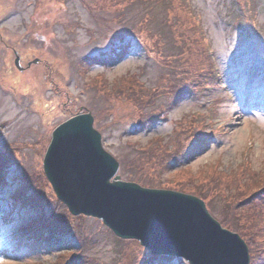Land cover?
I'll return each instance as SVG.
<instances>
[{
  "label": "rangeland",
  "instance_id": "obj_1",
  "mask_svg": "<svg viewBox=\"0 0 264 264\" xmlns=\"http://www.w3.org/2000/svg\"><path fill=\"white\" fill-rule=\"evenodd\" d=\"M173 1L156 0L152 9L145 12L149 0H0L5 39H8L6 34L17 37L23 21L27 20L30 25H26V30L32 32L25 45L22 43L25 61L39 56L37 65L22 75L10 67L14 57L0 45V161L16 164L10 172V182L0 188V264H58L60 252L78 251L79 243L73 234L55 235L57 240L46 239L41 245L29 244L24 237L13 240L23 235L19 234L21 228L34 225L43 213L66 214L68 217L63 221L73 228L76 225L77 233L83 226L89 232L85 257L78 264H142L146 252L150 254L139 241L127 243L103 223L72 215L66 205H58L44 172L43 157L54 127L80 106L95 109L104 146L122 161H133L144 151H149L145 159L159 158L156 167L151 163L143 165L146 182L187 179L189 184L204 191L213 215L222 222L228 219L230 196L219 195L223 191L215 188L218 193L211 185L205 190L203 186L210 172L215 171L213 168L218 167L225 179L227 173L236 175L247 158L253 169L264 171V76L249 67L254 54L264 57V39H258L256 34L257 28L262 30L264 26V0H243V9L235 0H177L181 5L191 6L198 15L215 53L220 87L200 100L185 96L167 122H159L150 131L136 130L139 118L156 105L148 103L147 97L135 88L111 94L116 80L118 83L142 80L153 87L165 79L160 59L170 50V43L157 41V32L163 35V20L171 25L176 37L184 29L181 19L175 17L176 10L168 7ZM148 18L152 19L138 25V29H130L137 34L129 42L132 50L116 66L107 69L94 66L86 70L89 62L82 59L78 64L84 55L92 57L110 46L127 42L125 21L134 24ZM246 28L250 31L241 40L242 29ZM237 44H243L239 51L235 50ZM44 60L52 66L46 78L48 69L45 70ZM216 96L223 97L216 105L219 110L216 120H223L220 137L217 135L208 150L185 167L170 169L178 139L193 134L175 133L177 120L186 114L189 120V113L194 110H206ZM161 97L164 101V95ZM162 162L166 168L160 167ZM23 186H30L32 196L47 200L50 206L42 210L13 201L12 194ZM260 188L264 189V184ZM251 193L252 189L248 188L241 195L246 198ZM239 206H242L241 216L254 229L257 204L245 201ZM58 207L60 210H56ZM237 226L242 235L251 231L246 222L237 221ZM261 237L264 244V231ZM178 262L174 260L173 264H182Z\"/></svg>",
  "mask_w": 264,
  "mask_h": 264
},
{
  "label": "water",
  "instance_id": "obj_2",
  "mask_svg": "<svg viewBox=\"0 0 264 264\" xmlns=\"http://www.w3.org/2000/svg\"><path fill=\"white\" fill-rule=\"evenodd\" d=\"M44 168L74 214L102 218L118 235L138 238L154 255H179L191 264H249L245 241L223 228L202 199L116 175L119 162L104 149L89 112L55 128Z\"/></svg>",
  "mask_w": 264,
  "mask_h": 264
},
{
  "label": "trees",
  "instance_id": "obj_3",
  "mask_svg": "<svg viewBox=\"0 0 264 264\" xmlns=\"http://www.w3.org/2000/svg\"><path fill=\"white\" fill-rule=\"evenodd\" d=\"M112 58H117L115 57V55H108L105 57H101L99 59V63L104 64V65H112L114 64L112 61ZM105 60V61H103ZM183 68V67H182ZM177 70H179L178 67H176L174 69V72H176ZM189 70V67H184L183 70L181 71V78L183 79V82H185V78L187 76V72ZM173 72V73H174ZM175 79V78H174ZM177 80V79H175ZM200 81H205V77H200ZM129 83H123L122 87L129 85L127 88L128 89H133L135 88L136 90L141 92V86H137L136 84H141V82H135V81H128ZM195 86H189L188 83H184L182 85H179L177 82H174V85L170 88L169 91H167L168 95H169V105L167 106L168 108H173L174 106H176L179 102V100L181 99V95L188 90H193ZM119 89V88H118ZM124 91V90H122ZM155 91L152 93L154 94ZM157 94L151 95V96H147L148 99H150V102H153L155 99V96ZM159 115H152L149 114V117L147 119V121L149 122L148 124L152 125L154 124V122L156 120H159ZM146 125V124H145ZM177 133H193L191 136L190 135H186L184 138H179L178 139V147L175 150L176 156L173 159V162L170 166V169H174L177 166H180L183 164V160L186 156H193L195 155V153L202 151V144L205 142L207 143L210 139H212V135H209V137L207 138V135L202 134L197 127L193 124V123H188L185 121H182L180 123V127L177 130ZM194 134H197V141L198 143H195V148L193 149H189L188 147L191 143V141L194 138ZM144 148V147H143ZM149 151H144L142 154H140L139 156H137L133 161L130 162H123L121 161V168H120V173L123 175V177L125 179L128 180H135V181H139L142 182L144 184H148V182H146L144 180L143 177V165L145 163H151L152 165H154L155 167L157 166V162L159 160V158L152 156L150 158L145 159V157L149 154ZM165 164H168L166 161H164ZM3 162L0 163V183L2 182V180H4L5 178V172L3 165ZM165 164L162 162L160 163V167L161 168H166ZM220 173V172H219ZM221 174V173H220ZM221 175L215 176V173L212 172L209 176L208 179L204 180V185H211L212 181L214 179H218V180H222L221 178H219ZM191 182L193 183V177L190 176L189 177ZM234 179L233 174H227L225 177V181L226 184L225 186H223L222 189L226 190V188H228L231 184H232V180ZM234 184V183H233ZM152 186H161V187H168V188H175L178 190H183V191H187V192H191V193H195V194H202V191H199V189L194 186L193 184H189L187 179H182V180H178V181H167V182H163V183H157V184H152ZM205 188V186H204ZM201 190V189H200ZM235 192L233 191L232 194H234ZM18 198L24 197L26 199H24L25 201H32L34 202L33 204H35L36 202L38 203L40 201V197L34 195L32 196V194L30 193V189L28 186H26L23 190H21V192L17 195ZM237 199V198H236ZM59 205H62V203L59 201L58 202ZM242 202L238 203L241 204ZM44 215V214H43ZM66 214H62V216L56 215V214H52L49 216H43V219H41L42 223L45 224V228L49 229L50 231H52V233L55 235L56 233H66V232H72L75 231L76 225H73L74 228L68 223L64 222L63 220L68 217V215L66 216ZM81 217H85L83 215H80ZM257 222L255 225H257L260 228L264 229V219L260 216L256 217ZM227 223V221H226ZM84 224V223H83ZM84 227V226H83ZM82 227V229L79 231V233H75L79 236L80 240L83 241V248L80 251V254H70V255H63L60 259H59V263L58 264H75V262L81 258L83 256L84 251L87 250V231L86 229H84ZM232 227H235V225H232ZM237 228V226H236ZM42 236L41 234L37 235L36 237H33V242H36V240ZM92 238V237H90ZM261 240L258 239H254V243L251 245L250 248V253H251V260H252V264H260L263 259H264V245H258V243ZM174 260H181L179 258H175L172 256H168V255H160L158 258L157 257H153L151 256V254H148V252H146V257H144L142 264H173L172 261Z\"/></svg>",
  "mask_w": 264,
  "mask_h": 264
}]
</instances>
